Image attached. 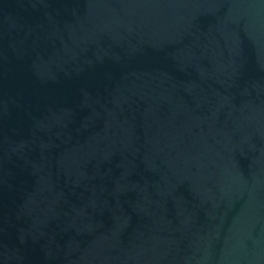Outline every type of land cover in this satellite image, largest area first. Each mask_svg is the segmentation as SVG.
I'll return each mask as SVG.
<instances>
[{
  "label": "water",
  "instance_id": "1",
  "mask_svg": "<svg viewBox=\"0 0 264 264\" xmlns=\"http://www.w3.org/2000/svg\"><path fill=\"white\" fill-rule=\"evenodd\" d=\"M0 264H264V0H0Z\"/></svg>",
  "mask_w": 264,
  "mask_h": 264
}]
</instances>
